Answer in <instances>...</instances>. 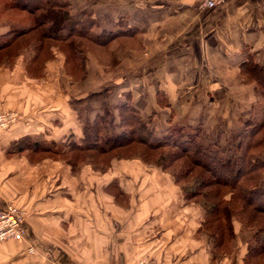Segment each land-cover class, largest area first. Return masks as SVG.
Here are the masks:
<instances>
[{
  "label": "crops",
  "instance_id": "crops-1",
  "mask_svg": "<svg viewBox=\"0 0 264 264\" xmlns=\"http://www.w3.org/2000/svg\"><path fill=\"white\" fill-rule=\"evenodd\" d=\"M63 1L71 4L73 18L89 13L102 30L136 33L106 46L95 44L102 50L114 46L115 60L93 66L92 56L87 55L90 69L93 66L88 79L98 82L87 88L80 85L90 72L84 80L72 79L58 50L41 78L25 71L26 55L11 68H0V110L19 116L0 133V212L12 204L25 211L24 240L17 243V251L5 250L6 260L18 255L16 264H136L142 259L212 264L206 239L197 236L204 218L200 206L108 202L109 185L125 192L118 167L97 173L89 165L74 173L53 158L32 160L28 152L13 155L10 149L25 137L56 152L69 139L80 142L85 125L93 123L99 112L87 116L85 124L75 108L100 93L98 87L109 91L106 100L113 108L130 96L129 103L157 140L175 125L211 127L205 133L223 135L230 124L223 123L227 109L219 112L221 104L231 105V96L244 94L245 87L254 88L250 84L237 89L241 65L250 55L264 63V0H228L214 10H200L195 0H99L95 6L92 0L87 6L81 0V7ZM215 128L225 130L215 132ZM129 162L136 167L123 170L133 177L139 176L137 168H146L145 183L151 173H162L140 159ZM236 233L238 237L237 228Z\"/></svg>",
  "mask_w": 264,
  "mask_h": 264
},
{
  "label": "trees",
  "instance_id": "trees-1",
  "mask_svg": "<svg viewBox=\"0 0 264 264\" xmlns=\"http://www.w3.org/2000/svg\"><path fill=\"white\" fill-rule=\"evenodd\" d=\"M3 3L4 12L21 13L27 19L23 26L0 35V68H11L26 55L25 71L33 78L42 77L47 63L55 58L54 50H58L65 56L67 75L75 81L84 80L90 66L82 40L106 46L136 33L102 30L89 13L73 18L71 4L63 0ZM240 70L257 85V94L264 100V65L250 57ZM102 95L93 93L90 99ZM126 97L127 102L115 108L102 102L103 114L97 113L94 122L85 125L80 142L69 139L56 152L41 141L25 137L12 145L10 153L28 152L32 160H36L34 156L37 160L50 157L69 165L74 173L86 165L104 173L115 159L138 158L171 173L185 205L204 210L197 236L206 239L212 264L234 253L235 222L242 225L248 239L243 264H264V105L250 119L241 121L240 132L233 135L236 139L232 138L224 150L216 143L202 144L199 128L187 132L185 127L171 126L162 139H155L140 112L129 103L130 96ZM111 187L118 189L114 183Z\"/></svg>",
  "mask_w": 264,
  "mask_h": 264
},
{
  "label": "rangeland",
  "instance_id": "rangeland-1",
  "mask_svg": "<svg viewBox=\"0 0 264 264\" xmlns=\"http://www.w3.org/2000/svg\"><path fill=\"white\" fill-rule=\"evenodd\" d=\"M4 1V0H3ZM3 1L0 0V32L4 33L7 32L8 30H10L11 28H15V27H19V26H23L26 22V15L21 14V13H17V12H12V11H5L2 10V6H3ZM77 7H81L83 5V2H81V0H71ZM91 2L86 0V6L87 3ZM99 4V0H92V6L94 5H98ZM126 38V37H124ZM82 40V39H81ZM117 40V39H116ZM120 40H127L126 39H120ZM132 40V39H129ZM81 45L82 48L84 49L86 55H88V57L92 56L93 58V66H96V63H99L98 65H102V63H106V62H114L113 57H112V50L115 48L114 46L110 49L107 50H102L101 48L97 47L95 44L86 41V40H82L81 41ZM250 57H252V59L256 62L259 63L261 65H264L263 62H257L255 57L252 55L248 56V59H250ZM92 66V67H93ZM91 67V71L90 74L88 75V77L86 78L87 80H85L84 83H82L80 86L81 88L85 87L87 88V85L89 83H91V75H92V70L93 68ZM241 72V70H240ZM240 74V82L237 81V89L241 90L240 88H238V86H250L253 85L254 88L248 89L247 87H245V93L244 94H237L234 96H231L232 98L234 97V99H232V103L231 105H226V103L224 102V104L220 106V111L221 113L224 112L225 110V106H226V117L223 116V123H227L230 124L228 127V130H225V128H215V132H217L218 130H225L223 131V135L220 134H214L209 135L207 134V132L205 133L206 130L211 129V127H209L208 129L205 128H201L198 126H181V127H185L186 131L188 132L190 129L196 130V129H200L202 131V134L199 138L200 142L202 144H204V142H202V138L203 141L209 140L208 143H205L204 145H210L213 143V141H216L214 139L217 140H221L219 145H222V148L224 150H226L228 148L229 143L232 144L233 139H236V137H233V135H237L240 130V123L241 121L244 120H248L250 119V117H252L253 115L257 114V112L259 110L262 109L263 105H264V100L261 98L260 95L257 94L258 89H257V85L254 83H251L247 80L246 77L242 76L241 73ZM98 82H93L91 83V86H94L95 84H97ZM101 91L100 93H103L102 96H100L99 98H93V99H89L90 101H86L85 103L76 106V110L77 113H80L81 118L84 119L87 118V116H92V118L94 117L96 112H99L100 114H103V105L102 102H107V97L109 96V91H107L105 88H101L98 87L97 91ZM107 91V92H105ZM243 92V91H242ZM106 97V99H105ZM105 100V101H104ZM236 100V102H235ZM210 101L208 100V105H209ZM110 104V103H109ZM210 107H214V104H210ZM234 107H237L238 110H241V114L238 113V111L236 112L237 109H235ZM89 108H92L93 111H89ZM232 108V111H231ZM229 109V110H228ZM5 111V110H4ZM10 111V110H9ZM243 111H246L245 115H242V113H244ZM249 111V112H248ZM215 112V111H214ZM213 112V113H214ZM251 112V113H250ZM212 113V110H211ZM230 118H228L229 116ZM220 115V114H219ZM222 123V122H221ZM86 124V122H85ZM236 124V126L234 125ZM177 127H180L179 125H175ZM219 136V138H217ZM233 138V139H232ZM138 159V158H136ZM117 160L115 163L114 161ZM112 163V166L118 167L119 171L121 173H123L122 180H123V186L125 187V192L123 193L121 190H114V188L111 187V185H109V199L108 202H113L112 199L116 200L117 202H183V198H182V192L180 190V188L175 184L174 181V177L171 173H165L162 172L160 168H157L155 166V168L159 169L162 173H160L159 175H153L152 173L149 175L150 179H149V183H145V175L147 174V172L145 171L146 168H137V174H139V176L134 175H128L126 174V172L123 170L125 168H132V167H136V166H131L132 163L129 162V160H121V159H115ZM143 162V161H142ZM144 163V162H143ZM135 164V163H133ZM145 164V163H144ZM147 165V164H146ZM89 166V165H86ZM111 166V167H112ZM150 166V165H149ZM95 172L99 173V171L94 170ZM103 173V172H102ZM141 175V177H140ZM146 178L148 179V176L146 175ZM140 180V182H137V180ZM146 186L149 187L146 188ZM151 186L156 187L157 189H151ZM148 189V190H147ZM120 193V194H119ZM118 198V199H116ZM235 226L237 228V232H238V237L236 239V241L234 242V253L231 256H226V257H219L217 259V262H215V264H242L243 259H244V253L246 251L247 248V235L246 233L243 231L242 229V225H240L239 223L235 222ZM237 234V233H236ZM18 242L20 241H7L4 243L0 244V264H16L19 261V256L14 255L15 257H13V260L9 258H7L6 260V256H5V250L9 247L12 248L14 247V249L17 251V246H18ZM248 249V248H247ZM32 254V253H31ZM12 263H9L11 262Z\"/></svg>",
  "mask_w": 264,
  "mask_h": 264
},
{
  "label": "built area",
  "instance_id": "built-area-1",
  "mask_svg": "<svg viewBox=\"0 0 264 264\" xmlns=\"http://www.w3.org/2000/svg\"><path fill=\"white\" fill-rule=\"evenodd\" d=\"M228 0H195L200 10H214L224 6ZM15 111L0 110V133L10 129L18 121ZM25 211L17 205H9L0 212V244L7 241H22L25 237L23 227ZM34 253V249L30 248ZM136 264H161L152 259H142Z\"/></svg>",
  "mask_w": 264,
  "mask_h": 264
}]
</instances>
